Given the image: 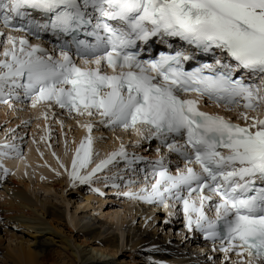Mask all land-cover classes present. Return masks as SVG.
<instances>
[{
  "label": "snow or ice",
  "instance_id": "obj_1",
  "mask_svg": "<svg viewBox=\"0 0 264 264\" xmlns=\"http://www.w3.org/2000/svg\"><path fill=\"white\" fill-rule=\"evenodd\" d=\"M25 101L46 132L67 141L66 114L84 133L70 170L57 158L71 187L122 163L112 181L145 185L124 196L182 213L223 264H264V0H0V105ZM102 130L119 146L86 171Z\"/></svg>",
  "mask_w": 264,
  "mask_h": 264
},
{
  "label": "bare ground",
  "instance_id": "obj_2",
  "mask_svg": "<svg viewBox=\"0 0 264 264\" xmlns=\"http://www.w3.org/2000/svg\"><path fill=\"white\" fill-rule=\"evenodd\" d=\"M0 109H1L0 118L5 117V113H4L5 111L13 110L8 108L7 106L1 107ZM26 110L29 111L28 114L26 113L27 116L30 117L33 116L34 118L35 117L37 118L39 115V112L37 110H34L29 106H26L25 109L18 108L17 111L21 113H25L24 111ZM56 112L59 113L60 110L56 109ZM56 119L63 120L67 125H71L69 129H73L72 133L68 132L69 143L67 146L63 145L62 149L56 150L51 147H47L46 146L47 144L45 142L43 143L42 146H37V147H35L32 144L29 145L26 148V150L22 152V155L20 157H17L14 161H9L7 158L0 159V161L4 163V166L11 167L12 170H14V172L17 173V175H21L24 177L33 175L37 179H41L44 176H51L52 179H54L53 177L65 176L66 180L70 182L67 173L65 171V168H61L60 163H63L65 167L70 170L71 155L73 154L75 147L78 145L84 133L81 130L74 127V122L70 123L71 120L67 118L66 114L57 115ZM52 124L55 123L52 122ZM36 127H38L41 130L39 134L41 133V135L45 139H47L49 133L44 130V121L41 120V123H37ZM35 135H36L35 130H32L31 137ZM118 135H121V133L114 134L103 130L101 132L95 133L96 142L93 146L94 155L92 157V164L95 165L96 163H99L101 160L105 159L112 151H115L118 148L119 146L118 141L114 139V137ZM105 139L107 140V142L105 141ZM127 139L128 138L125 137V142L127 141ZM73 141H75L76 143H73ZM129 151H131V149H129ZM137 154L147 155V152L141 151L138 152ZM57 158L59 159L60 163L57 162ZM121 165L122 163L116 167H113L111 171L105 170L101 173H98L97 175L109 177V174H114V175L122 174L124 171V166ZM93 166L90 165L86 171H90L91 167ZM1 173H0V185H3L4 190L11 196L7 198L5 204L0 205V216L3 217L5 215L4 218L1 219H5V221L8 220L13 221L18 224H24V226L25 225L29 226L32 230H34L36 236L39 235V238H43L45 236L44 232H46L47 230L56 231V228L53 226L52 222L46 221L45 214L39 215L37 211L38 204H40L41 210L45 212L47 215H49L51 218L60 221L61 223L62 222L64 223L66 219H69L70 222L71 218H69L68 209H61L51 204L50 206L47 203L39 201L38 199H36V202H33V200H31V198L25 192L29 187V185L24 184V180L21 179L17 182L18 184H23L22 185L23 189H22L18 186L16 182L11 180H6V178H4L5 176H3ZM57 173H59L58 176ZM82 174H84L83 171ZM133 178L137 179L135 176H133ZM116 182H120V181L118 180ZM78 184L79 183H77L76 186H78ZM121 185L124 186L123 183H121ZM58 186L59 184L55 185L54 188H57ZM128 189L129 191L136 193L132 187ZM101 190H104V187L101 188ZM124 190L127 191V188H124ZM62 192L65 191L62 190ZM94 200H97L94 198V196L87 199L88 202H92ZM132 200L136 201L141 206L142 205L149 206L148 210H151V213L143 214L144 219L159 210L162 211L164 214H166V220L169 219L172 221L169 212L164 208L156 207L154 205L151 206L150 204L143 203L138 199H132ZM63 201L67 202V204L70 203V201L66 200L65 195H63ZM118 205H120L123 209L125 208L123 211L124 214L125 212L131 211V214H128L129 216H131L132 214L135 215L136 213H140V210L133 211L132 207L126 205L124 201L123 202L119 201ZM154 219L156 220V217ZM74 221L73 219H71V223H70L73 230H76L77 233L84 235L85 239L87 240H92L94 243L95 242L101 243L103 246H106V249L113 248L114 244L116 245L118 237L116 235L117 233L115 232L118 231L125 232L126 229L125 228L126 224L124 223H121L120 227L117 226L115 227V229H112V226L108 225L106 222L96 221V219L91 220L90 214L83 215L76 222ZM127 224H129V227H127L128 230L125 232L126 238L123 237V239L125 240V245L122 244L121 246L128 247L127 245L129 244V247L127 249L129 251H135L134 252L135 254L131 255V259L132 262H135L136 264L141 263L142 262L141 260H144L142 264H151V263L160 264L163 262H164L163 264H216V260H215L216 258H214L213 262H211L207 259H204V256L201 255L203 252L207 250L206 246H204L205 244H202L196 238L190 239L187 238V236H184L182 234L183 230L178 229L179 224L170 225L168 229H170L169 232H172V229L174 230V228L177 227L176 230L178 236L179 237L183 236L182 240L180 239L179 241L180 243H182L180 245L178 243L170 244L168 238L158 237L156 239L155 238L156 234L154 232L148 233L147 230H141V228H136L134 226H131L129 222H127ZM5 226L6 225L4 224V227ZM4 232H5L4 237L0 236L1 247L3 246L5 237L8 240L9 232H7L6 230ZM27 243H23V241H21L18 245L13 247L10 245L9 242V245L5 248L6 249L5 263L7 262L10 264H42L40 260L42 259L43 255L47 253L46 248L50 246L52 241L45 239L39 241L37 243L36 250H32L30 246H27ZM68 244L70 250L73 251L70 255L72 259L69 258V256H67L70 264H77L79 258H81L82 262L84 263L102 264L101 257L100 258L97 257L99 252L98 251L96 252L95 249L90 248V251L88 252L86 249L82 248V245H72L70 241L68 242ZM158 245L160 246V249L153 250V248ZM199 245L201 247H199ZM116 247L117 245L115 246V248ZM138 257H140V259H138ZM134 258L136 261H134Z\"/></svg>",
  "mask_w": 264,
  "mask_h": 264
},
{
  "label": "rangeland",
  "instance_id": "obj_3",
  "mask_svg": "<svg viewBox=\"0 0 264 264\" xmlns=\"http://www.w3.org/2000/svg\"><path fill=\"white\" fill-rule=\"evenodd\" d=\"M17 110L18 108L15 106L14 110L5 111L4 112L5 117L0 118V145L5 143H12L13 136L17 137L15 143H17V145L21 149V153L25 151L29 145L32 144L35 147H37V146H42L43 143L45 142L47 144L46 145L47 147L51 145V148L56 150L62 149L63 145L66 146L68 145L69 143L68 132L72 133L73 131V129L69 131V127L71 125H67L66 123L64 124V131L67 133V141L65 140V137L61 134L60 125L58 124H52L50 133L48 132L50 138L42 139L43 136L41 135V133L39 134L41 130L38 127H36L37 123H41V120H38L36 117L34 118L33 116H32L33 118L27 116L26 113L27 114L29 113L28 110L24 111L25 113H21ZM72 122L73 121H70V123ZM32 130H35V134H36L33 137H31ZM21 137L23 139H19ZM105 141L107 142L106 139ZM125 143L126 144L128 143V139ZM13 155H14L13 158H7V159L9 161H14L17 157H15V154ZM0 164L3 165V169H7L8 171V175L5 176L3 174V169H0V173L2 172L1 174L5 176L4 178H6V180H11L17 183L19 180L22 179L24 180V184L29 185V187L25 192L31 198V200H33V202H36V199H38L39 201L47 203L48 205L51 204L61 209H68L69 218L73 219V221L75 220L74 222H76L81 216L90 214L91 220L96 219V221L106 222L108 225L112 226V229H115V227L117 226L120 227L121 223H124L126 224L125 227L126 228L125 232H126L128 230L127 227H129V224H127V222H129L131 226H134L136 228H141V230H147L148 233L154 232L156 234L155 235L156 239L158 237H163V238H168L170 244L173 243L174 244L178 243L179 245L182 244L179 242L181 238L178 237V234L175 231L177 227H175L174 230H172V232H169L170 229L168 228L172 224L166 223V216L163 215L162 213L154 212L153 214L149 215L147 218L144 219L143 214H148V213L150 214L151 210L146 211L148 210L146 207L141 206L136 201H133L132 199L127 198L126 196H122L121 193L123 194V192H127V191L129 192V189L127 188V191L123 189L124 186L121 185V183L123 182L119 178L116 179L115 181H112L110 178L114 174H109L108 177L109 180L107 184H105L104 182L105 181L104 176L97 175L96 177L93 178L90 186L78 184V186L76 187H71L69 184L70 182L66 180L65 176L57 175L58 177H53L54 179H52L51 176H44L41 179H37L33 175H31L32 177L31 176L24 177L21 175H17V173H15L11 167L4 166V163H2L1 161ZM91 165L93 166L94 164ZM118 180L120 182H116ZM113 182L118 184L119 187L118 188L112 187L111 185ZM57 184H59V186L57 188H54V186ZM22 185L23 184H18L20 188H22ZM107 186H111L109 187L110 189H105ZM103 187L104 190H101V188ZM92 188L98 189L99 193L102 194L93 192ZM119 189H121L122 191L119 192ZM62 190L65 192H62ZM63 195L66 196V200L70 201V203L67 204V202L63 201ZM93 196L97 200L88 202L87 199ZM8 197L11 196L4 190V186L0 185V203H1L0 205L5 204ZM119 201L122 202L124 201L126 205L132 207L133 211L140 210V213H136L135 215L132 214L131 216H129L128 214H131L130 211V212H125L124 214L123 211L125 208L123 209L120 205H118ZM37 211L39 215L45 214L46 221L52 222L53 226L56 228V231L47 230L46 232H44L45 236L43 238H39V235L36 236L34 230H32L29 226L26 225L24 226V224H18L9 220L5 221V219H1L4 218L5 215L3 217L0 216V236L4 237L5 230L9 232L8 233L9 241L5 237L3 246L2 247L0 246V264L5 263V257H6L5 248L9 245V242L10 245L13 247L18 245L21 241H23V243L28 242L27 246H30L32 250H36L37 243L39 241H42L43 239L52 241V243L48 248H46L47 253L44 254L42 259L40 260L42 264H70L67 256L71 258L70 255L73 251H71L68 246L69 241L72 243V245H82V248L86 249L88 252L90 251V248L95 249L96 252L98 251L99 253L97 257L99 258L101 257L102 264H136L135 262H132L131 259V255H134L135 251H129L127 249L129 247V244L127 245L128 247L121 246L122 244L125 245V240L123 239V237L126 238V233L124 231L115 232L117 233L116 235L118 237V240L116 242L117 247L115 248L116 245L114 244L113 248L106 249V246H103L101 243H97V242L94 243L92 240H87L85 239L84 235L77 233L76 230H73L72 226L70 225L71 219L70 222L69 219H66L64 223L63 222L61 223L60 221L51 218L49 215L43 212L40 208V204H38ZM155 217L156 220L154 219ZM4 224L6 225L5 227ZM159 249H160L159 245L153 248V250H159ZM138 259H140V257H138ZM204 259L210 260L209 255L206 256L205 254ZM134 261H136L135 258ZM141 261L144 262V260ZM142 262L139 264H142ZM5 264H10V263L6 262ZM77 264H88V263L82 262L81 258H79Z\"/></svg>",
  "mask_w": 264,
  "mask_h": 264
}]
</instances>
